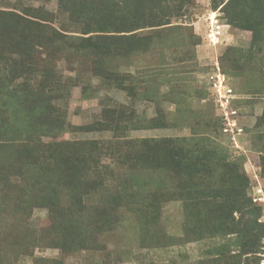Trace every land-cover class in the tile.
I'll use <instances>...</instances> for the list:
<instances>
[{
  "label": "rangeland",
  "instance_id": "obj_1",
  "mask_svg": "<svg viewBox=\"0 0 264 264\" xmlns=\"http://www.w3.org/2000/svg\"><path fill=\"white\" fill-rule=\"evenodd\" d=\"M218 2L193 0L183 16L151 35L156 47L148 64L166 67L158 73L159 80L165 72L177 78L183 102L170 99L167 84L155 90L156 100H148L121 89L128 80L94 76L90 59L72 56L80 45L76 38L87 35L81 33L83 24L56 15L57 0L0 3V10L21 16L0 13V53L6 56L5 68L0 65V172L18 171L22 155L30 164L27 175L34 171L46 176L59 157L65 174L59 189L64 194L65 188L85 193L82 203L95 204L94 217L106 221L98 247L93 240L77 251L39 246L32 236L45 233L52 220L48 209L31 207L33 199L23 197L18 206L29 207L24 214L18 207L16 218L0 216V233L6 236L0 264H225V259L234 261V255L240 262L233 264H258L264 237L252 232L240 238L235 231H248L249 216L237 208L257 184L254 171L264 188V152L257 139L264 135V6L260 0L246 8L253 27L249 30L229 24ZM16 6L24 11L12 8ZM212 12L224 25L221 41L214 46L207 40L205 21ZM234 57L249 75L250 87L233 74ZM216 60L235 91L233 102L243 126L237 138L240 147L220 132L207 96L208 73ZM121 63L119 75L134 70L132 63ZM11 83L9 89L39 90L52 133L35 134L19 145L22 136L14 132L17 127L8 114L15 111L3 94ZM185 109L192 118L184 120ZM111 201L123 205L116 211L108 207ZM259 206L254 207L260 208L259 220L264 221V204ZM24 216L29 229L22 225Z\"/></svg>",
  "mask_w": 264,
  "mask_h": 264
},
{
  "label": "trees",
  "instance_id": "obj_2",
  "mask_svg": "<svg viewBox=\"0 0 264 264\" xmlns=\"http://www.w3.org/2000/svg\"><path fill=\"white\" fill-rule=\"evenodd\" d=\"M2 1L11 0H0V3ZM14 1L17 3L22 2V0ZM192 1L193 0H57V9L54 12L58 16H63L65 20L77 19V22L83 24L81 33L87 35L76 38L79 39L80 45L74 47L77 52L72 56L90 59L92 61V73L94 76L120 82L128 80L130 83L127 84V86H122L120 84V88L127 91L128 95L131 97L145 98L148 100H156L158 94L156 91L159 89V85L167 84L169 85V90L166 94L169 95L170 99L172 97L178 99L181 91L177 89L179 88L177 78L169 75L170 72H165L164 78L159 80L158 73L163 72L162 70H165L166 67L161 68L154 63L148 64V62L151 61L152 52L156 47V42L152 40L153 37L151 35L162 25L169 24L172 18L183 16L185 12H187ZM259 2L260 0H226L225 2L224 0H220L218 4L222 3V9L226 10L229 24L242 29L253 30L251 17L245 13V10L246 8H252L253 5ZM261 4L264 6V0H261ZM16 7L12 8L21 10L18 6ZM240 12H244L245 14H240ZM0 13H10L17 18H21L17 12L11 13L8 10H0ZM32 23L35 24V22ZM173 25L175 24L169 26L171 27ZM91 27H93V30H90ZM57 32L56 30V33ZM20 38L29 42H34L41 47L45 46L40 40L27 39L24 35L20 36ZM9 50L12 49L8 48L7 52H9ZM62 51L63 50L60 49V52ZM12 52L19 54L17 50H13ZM19 55L21 56L23 54L20 53ZM5 57L0 53V65H2L3 68H5L4 65L6 64L4 60ZM24 57L25 56H21V58ZM137 61H146L147 64L134 65ZM120 62H123L121 64L128 65L132 63L134 70L132 72H127V74L123 76L119 75L120 68L118 65ZM236 62L237 57H234V60L231 62L233 74L241 77L245 86L250 87V82L248 80L249 75L242 72L240 66H238ZM177 77L180 80L183 78L179 75ZM150 85L153 86L152 89ZM9 86H12V83L9 84L8 89L2 93L4 96H8L15 111L13 114L8 113L10 115L8 116L10 118V123L15 124L17 127L14 132L20 133L22 136V138L19 139L21 140L19 145H26L35 134L48 135L52 133L53 124L51 123L52 121L50 122V117H48L46 113L45 104L38 98L39 90L35 88H33V90H13L9 89ZM207 96L213 103L212 105H214V100L209 90ZM179 99H182V102L184 101L182 97ZM177 103H180V101L177 100ZM232 107L236 108L234 102L232 103ZM106 110L107 109L104 107L101 112V119L103 121H105ZM236 110L238 116L239 111L237 108ZM184 114H186L184 120L192 118L191 110L185 109ZM216 117L219 122L220 132H222V120L220 115L217 114V111ZM207 125L208 123H205L204 128L207 127ZM257 139L259 142H262L261 149H263L262 151L264 152V135H257ZM17 162L18 171L14 173L0 172V216L4 220L14 219L19 214L18 207L22 210L20 213L24 214L29 207H20L18 206V202L21 198L28 197L34 201L31 207L40 205L48 209L49 218L52 220L51 225L45 230H42L45 231V233L40 232L37 236L35 234L32 236L33 240L37 239L36 241L39 243V246L53 247L61 251H77L89 247L92 240L95 243L94 246H97V237L102 230H104V223L106 221L94 217L92 208L95 204L82 203L83 200L81 199L85 193H77L72 188L64 187V194L59 189V182H61L65 176V174H62L64 168L63 161L58 157L55 165L49 168V173H44L46 176L42 174L36 175L34 171L31 175H27L28 173L26 174V171L30 169V164L26 160H23L22 155L19 156ZM168 163L169 162H166V164ZM262 171L264 176V164L262 166ZM60 173L61 175H59ZM12 182H15V185H13ZM247 202H245V200L240 201V206L237 209L243 216L246 214L249 216L248 220H250V223L248 231H234L240 238H245L252 232H255L258 237H264V221L259 220L260 204L257 205V203L253 202L251 194H248ZM251 203L259 207H254ZM109 204L111 205L108 207H112V209L116 211L123 205L118 204L116 201H111ZM101 209L104 212L106 211L105 207ZM117 217L118 216H115L116 219H118ZM73 218L76 219L74 224L71 225L70 222ZM69 219L71 220L69 221ZM26 221L27 216H24L22 218V225L27 227L29 224ZM27 229L29 228L27 227ZM87 232L93 235V239ZM5 237L4 234L2 235V233H0V246L3 241L6 240ZM34 243L35 242H32V244ZM3 254H5L4 250L0 248V259ZM238 256L239 255L232 256L234 258L237 257L234 261H227L225 259V264L239 263L240 257ZM260 259L261 256L258 261H260Z\"/></svg>",
  "mask_w": 264,
  "mask_h": 264
},
{
  "label": "built area",
  "instance_id": "obj_3",
  "mask_svg": "<svg viewBox=\"0 0 264 264\" xmlns=\"http://www.w3.org/2000/svg\"><path fill=\"white\" fill-rule=\"evenodd\" d=\"M212 15V16H211ZM207 32L206 37L211 45L220 43L222 38V23L214 12L206 16ZM211 73H208V89L212 94L217 114L222 120V132L227 136L234 147H240L238 144L239 136L243 133V126L239 123L236 108L232 107L235 99V92L229 83L228 76L221 70L218 61H214V66L210 67ZM254 179L257 184L252 186L251 198L253 202L264 204V188L260 185L256 171ZM258 264H264V253Z\"/></svg>",
  "mask_w": 264,
  "mask_h": 264
}]
</instances>
